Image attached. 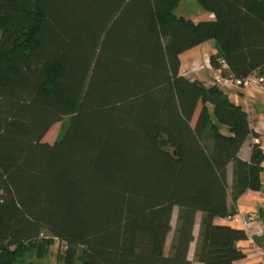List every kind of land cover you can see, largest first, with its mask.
Masks as SVG:
<instances>
[{
	"label": "trees",
	"instance_id": "1",
	"mask_svg": "<svg viewBox=\"0 0 264 264\" xmlns=\"http://www.w3.org/2000/svg\"><path fill=\"white\" fill-rule=\"evenodd\" d=\"M179 1L0 0V264L56 242V264H191L198 212L194 261L244 257L245 231L214 220L235 213L229 163L233 199L261 190L259 145L237 155L257 135L180 56L211 41L223 76H264V0H196L213 15L198 20Z\"/></svg>",
	"mask_w": 264,
	"mask_h": 264
},
{
	"label": "crops",
	"instance_id": "2",
	"mask_svg": "<svg viewBox=\"0 0 264 264\" xmlns=\"http://www.w3.org/2000/svg\"><path fill=\"white\" fill-rule=\"evenodd\" d=\"M213 15L205 13L201 19H212ZM203 47H207L210 50V55L215 53L216 49L214 43L211 41L205 42L202 45L188 50L182 55L193 54ZM180 56L181 57L183 56ZM209 71V69H207ZM211 74V71H209ZM200 74V73H199ZM199 79V78H198ZM229 100L242 106L249 118L250 127L256 133V137L249 135L241 148L238 151V157L244 161H248L251 155V146L254 143L259 145V148L264 157V89L258 90L255 88L242 89L232 87L226 91ZM261 190H247L238 195L236 199H233V166L229 163L226 168V180H227V192H226V204L229 209L235 210V213H246L249 211H255L257 214V220L255 223L249 225L247 228L241 227L239 224L231 220L230 217H218L215 218L214 223L218 225H226L245 231L247 237L244 240H240L237 246L244 253V257L235 261L233 264H264V170L260 173ZM201 214L198 212L195 217L193 225V241L189 245L188 253H194L196 240L199 233ZM251 241H254L258 248L262 251L263 255L257 253L250 246ZM191 264H200L194 260H191Z\"/></svg>",
	"mask_w": 264,
	"mask_h": 264
},
{
	"label": "rangeland",
	"instance_id": "3",
	"mask_svg": "<svg viewBox=\"0 0 264 264\" xmlns=\"http://www.w3.org/2000/svg\"><path fill=\"white\" fill-rule=\"evenodd\" d=\"M173 13L179 16L191 18L192 20H198L204 17V14L206 13L202 7L198 4L196 0H180L175 9L173 10ZM0 37H1V31H0ZM198 51L194 52L193 54L189 55H182L181 57V66H180V73L186 77L191 78H199L200 80L204 82H211L213 81V73L214 70L209 69L211 71V74L207 70L208 68L205 67V61L209 59L210 56V50L207 47H203L200 49H197ZM200 73V74H199ZM221 88H223L225 91H227L230 88H224L220 85H217ZM199 111V107L196 109L194 114V119ZM193 124V122H192ZM67 125V118L62 119V121H59L55 123L46 133L44 140L48 142H53L55 139L59 138L65 131ZM176 213L177 208L174 207L171 214V230L167 234L166 241L164 244V253L167 254L169 252L170 248V242L173 235V230L175 227L176 222ZM62 249L61 243L56 242L54 245H52L49 248L48 253L41 258H36L34 253L27 254L26 262L32 261L35 264H56V258L59 249ZM188 258L190 260H193L192 253H188Z\"/></svg>",
	"mask_w": 264,
	"mask_h": 264
},
{
	"label": "built area",
	"instance_id": "4",
	"mask_svg": "<svg viewBox=\"0 0 264 264\" xmlns=\"http://www.w3.org/2000/svg\"><path fill=\"white\" fill-rule=\"evenodd\" d=\"M205 67L208 69L214 70L213 75V81L211 82H205V85H220L222 87L226 88H242V89H258L263 90L264 89V76L253 72L245 77L236 78L233 76H223L219 69H213L212 66L209 63V59L205 61ZM260 166L264 170V159L261 161ZM231 220H233L235 223L239 224L243 228H247L249 225L253 224L257 220V214L255 211H249L246 213H234L233 215L229 216ZM251 248L255 250L257 253L263 255L262 251L258 248L256 243L254 241H251L250 244Z\"/></svg>",
	"mask_w": 264,
	"mask_h": 264
}]
</instances>
